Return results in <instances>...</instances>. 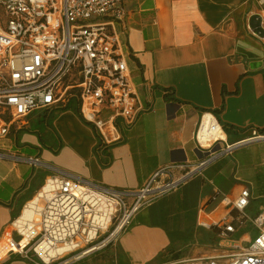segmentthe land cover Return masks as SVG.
<instances>
[{"label":"crops","instance_id":"crops-1","mask_svg":"<svg viewBox=\"0 0 264 264\" xmlns=\"http://www.w3.org/2000/svg\"><path fill=\"white\" fill-rule=\"evenodd\" d=\"M123 4L129 65L145 109L135 123L120 125V142L106 146L108 166L96 151V129L76 107L36 111L28 127L0 139V243L41 187L39 169L24 156L98 183L137 189L165 165L194 167L206 156L196 140L204 114L230 127L223 126L228 143L251 137L253 129L264 134V42L251 26L259 15L264 28V0ZM245 187L251 193L245 211L254 216L264 207V140L235 149L141 209L112 244L118 261L148 264L169 250L178 258L186 249L214 245L223 232L217 223L225 218L234 222L237 238L252 235V225L229 206ZM0 264L34 263L6 254Z\"/></svg>","mask_w":264,"mask_h":264},{"label":"built area","instance_id":"built-area-1","mask_svg":"<svg viewBox=\"0 0 264 264\" xmlns=\"http://www.w3.org/2000/svg\"><path fill=\"white\" fill-rule=\"evenodd\" d=\"M127 16L123 0H0V139L28 127L36 111L78 107L104 146L120 142V125L135 123L145 109L124 40ZM257 35L264 42V35ZM211 115L212 125L224 131ZM202 122L196 140L206 156L194 167L165 165L137 189L92 181L39 156L21 158L46 176L26 204L33 216H21L6 234L5 255L34 264H69L112 245L141 209L235 149L264 140L253 129L247 139L228 143L215 137L206 146L199 138ZM250 198L245 187L229 206L254 233L237 238L234 222L225 218L217 223L220 239L189 264H264V207L249 216Z\"/></svg>","mask_w":264,"mask_h":264},{"label":"rangeland","instance_id":"rangeland-1","mask_svg":"<svg viewBox=\"0 0 264 264\" xmlns=\"http://www.w3.org/2000/svg\"><path fill=\"white\" fill-rule=\"evenodd\" d=\"M4 152L5 154L7 153L6 151H3V153ZM37 172H38L37 175L40 176V182L38 184V187H40L44 183V178L46 176V173L40 169ZM3 244H5V242ZM208 251H209V247L202 245L199 246V248L196 250L186 249L183 252L179 253L178 258H175L176 253L169 250L166 251L165 253H162L154 261L148 264H189L191 259L198 257L202 254H206L208 253ZM69 264H121V263L118 261V258L116 257L114 245H107L106 247L96 250L95 252H92L78 260H74Z\"/></svg>","mask_w":264,"mask_h":264},{"label":"bare ground","instance_id":"bare-ground-1","mask_svg":"<svg viewBox=\"0 0 264 264\" xmlns=\"http://www.w3.org/2000/svg\"><path fill=\"white\" fill-rule=\"evenodd\" d=\"M212 122H213L212 115L210 113L206 114L199 131V138L202 141V143L206 146L209 145L210 141L215 137H222L225 139L227 138L225 131H223L221 127L213 126ZM32 216H33V211L30 208H26L22 220L31 218ZM9 233L10 232H8L7 237H9L10 235ZM4 242L5 241L3 240L0 243V257H3L6 253L7 245L6 243L3 244Z\"/></svg>","mask_w":264,"mask_h":264},{"label":"trees","instance_id":"trees-1","mask_svg":"<svg viewBox=\"0 0 264 264\" xmlns=\"http://www.w3.org/2000/svg\"><path fill=\"white\" fill-rule=\"evenodd\" d=\"M166 90V96H167V99L168 100H171V94H172V91H171V89H169V88H166L165 89ZM76 110H77V112L79 113V109H78V107H76ZM224 126V128L227 130V131H229L230 130V127L227 125V124H224L223 125ZM97 133V132H96ZM97 136H98V133H97ZM97 154L99 155V159H100V161H101V163L104 165V166H108L109 164H110V160L108 159V157L107 158H105V156L107 155L108 156V148L106 147V146H104L102 143H101V141L99 142V145H98V148H97Z\"/></svg>","mask_w":264,"mask_h":264},{"label":"water","instance_id":"water-1","mask_svg":"<svg viewBox=\"0 0 264 264\" xmlns=\"http://www.w3.org/2000/svg\"><path fill=\"white\" fill-rule=\"evenodd\" d=\"M263 19L259 15H254L251 19V26L253 29L260 33L261 35H264V28L262 26Z\"/></svg>","mask_w":264,"mask_h":264}]
</instances>
